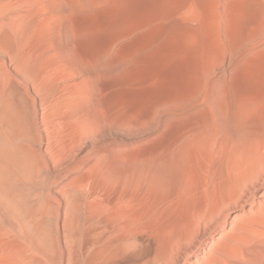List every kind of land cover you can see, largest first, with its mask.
Returning <instances> with one entry per match:
<instances>
[{
  "label": "rangeland",
  "instance_id": "1",
  "mask_svg": "<svg viewBox=\"0 0 264 264\" xmlns=\"http://www.w3.org/2000/svg\"><path fill=\"white\" fill-rule=\"evenodd\" d=\"M57 27L49 43L62 49L71 67L55 63V72L66 81L77 80L71 68L93 56L101 67L93 112L89 115L83 108L88 120L61 154L47 144L50 130L30 84L21 81L7 56L0 55V68L12 75L31 120L40 126L36 135L41 139L32 150L47 174L77 158H92L80 173H69L30 206L19 195H9L12 167L22 162L12 152L18 124L3 119L0 224L20 248L28 250L33 244L37 264H68L70 252L75 256L78 246L84 250L93 243L98 226L79 211L76 199L70 200L67 188L90 194L93 177L106 169L104 156L109 155L118 167L155 168L178 180L181 169L193 162L188 138L204 133L199 129L205 125L206 132L216 136V146L232 151L216 163L218 173L224 175L230 162L253 165L231 203V219L241 215L243 207L264 227V160L255 157L258 139H264V0H103L94 9L69 6ZM257 105L260 109L246 113ZM186 125L193 130L189 135L184 134ZM137 188L136 182L130 185L132 192ZM107 190L116 202L123 186L111 181ZM106 193L100 187L94 200L102 203ZM8 250L0 253L15 264H28Z\"/></svg>",
  "mask_w": 264,
  "mask_h": 264
},
{
  "label": "bare ground",
  "instance_id": "2",
  "mask_svg": "<svg viewBox=\"0 0 264 264\" xmlns=\"http://www.w3.org/2000/svg\"><path fill=\"white\" fill-rule=\"evenodd\" d=\"M101 1L0 0V55L7 56L22 76L21 81L32 87L45 127L50 130L51 140L47 144L52 145L56 155L69 148V142L78 137L88 120L83 108L91 114L101 67L92 55L91 60L86 59L88 62L81 60L71 68L78 79L66 81L54 67L55 63L62 68L71 67L70 61L62 49L49 43L48 37L66 18L69 6L76 10L94 9ZM14 81L9 72L0 68V128L3 119L17 122L19 128L17 135H12V152L19 154L22 162L12 167L14 181L9 195H19L20 201L31 206L40 203L60 179L71 172L80 173L92 157L77 158L60 171L47 174L32 150V144L41 139L36 135L40 126L31 120L28 104ZM260 107H245V110L249 113ZM55 120L60 121V126L54 125ZM205 126L199 129L204 133L188 138L193 162L181 169L178 180L163 171H153L155 168L149 171L145 166L128 164L118 167L109 155L104 156L106 169L93 177L90 194L81 193L73 186L67 188L70 200L76 199L79 211L89 223L98 226L93 243L84 250L78 246L75 256L70 252L68 264H264V227L256 225L243 207L241 215L230 217L231 203L239 197L241 184L253 165L241 167L230 162L224 175L218 173L216 163L232 151L223 145L216 146V136L206 132ZM192 132L189 126L184 127L185 135ZM258 142L255 157L264 160V139L259 138ZM111 181L123 186L116 202L107 190ZM134 182L138 188L132 192L130 185ZM100 187L107 192L105 199L101 195L102 203L94 200ZM2 226V253L6 249L14 250L28 264H37L35 246L31 244L28 250L20 248L15 237L4 232ZM2 253L0 264H15Z\"/></svg>",
  "mask_w": 264,
  "mask_h": 264
}]
</instances>
